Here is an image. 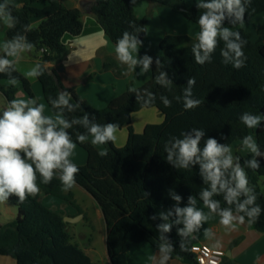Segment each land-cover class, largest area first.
I'll list each match as a JSON object with an SVG mask.
<instances>
[{"label":"trees","instance_id":"trees-1","mask_svg":"<svg viewBox=\"0 0 264 264\" xmlns=\"http://www.w3.org/2000/svg\"><path fill=\"white\" fill-rule=\"evenodd\" d=\"M157 6L168 7L196 23L199 10L195 1L188 6L185 0H150ZM3 0H0L2 3ZM13 15L17 18L16 27L7 29V38L23 34L34 44L33 50L39 54L40 63L46 65L62 58L67 51L63 37L67 34L79 36L84 28L82 14L78 8L69 9L59 0H8ZM40 5H43L42 7ZM98 22L112 42L124 31L132 32V25L141 29L138 38H146L145 20H140L134 11L131 0H98L93 10ZM264 13V0H252L245 14V21L234 30L241 33L247 42L244 53L246 66L237 70L230 64L221 63L220 48L213 54L212 62L199 65L191 53L194 38L188 35H167L160 42V55H151L153 60L166 61L163 71L173 80L172 91L155 83L156 65L151 66V79L139 87L152 91L157 99L152 106L142 107L136 102L135 95L129 89L110 102L104 109H96L87 101L80 99L72 91L73 102L81 101V109L67 114L81 116L85 112L96 117L100 124L115 122L119 129L128 130V139L124 147L118 148L109 142L105 144L106 156L89 142L79 144L87 152V162L78 166L76 184L90 193L100 206L107 227V248L112 264H128L129 252L137 244L155 245L158 233L156 226L163 223L159 218L151 220L154 213L171 208L174 201L168 196L173 189L181 195L182 205L187 203L189 195H198L202 181L198 167L191 170H176L165 159L164 144L170 136L188 131L191 128L205 129V137L216 138L221 143L231 146L240 143L245 135H252L264 151V123L257 128H247L239 119L241 113L252 112L264 116V23L257 28L259 40L254 43L245 29V24ZM40 20L38 26L33 22ZM32 25V31L25 32L23 26ZM2 22H0V26ZM230 26L231 25H227ZM222 47V44H221ZM44 50V51H42ZM105 70H116L118 76L125 74V68L116 60L108 57ZM29 96L35 97L30 82L20 72L13 73ZM195 77L194 98L202 101L201 105L185 110L183 103L173 99L182 96L187 78ZM46 101L63 91L57 78L47 69L39 77ZM7 77L0 74V92L9 100L16 98L17 86L4 85ZM160 95L172 100L171 107H165ZM50 106V105H49ZM157 109L165 118L162 124L148 125L142 134H137L132 125L134 114L145 109ZM84 130L76 126L70 130L75 140L76 131ZM226 137L227 139H222ZM203 146V142L201 144ZM241 162L250 158L242 157ZM261 167L258 170L246 169L250 184L255 186L257 203L264 208V192L260 182L264 178V158H257ZM74 188V187H73ZM73 188L62 190L58 178L51 183L40 184V192L35 197H28L23 203L15 196L10 199L18 208L15 220L0 226V256L12 257L17 264H94L85 251L74 241L69 233V223L64 221L65 214L52 211L45 206L41 194L52 195L77 208ZM145 192L150 195L145 197ZM86 220H90L85 215ZM253 229L264 233V213ZM173 226L167 235L176 248L172 259H180L186 264H198L192 252L193 240L187 244V250L179 248L180 238Z\"/></svg>","mask_w":264,"mask_h":264},{"label":"clouds","instance_id":"clouds-1","mask_svg":"<svg viewBox=\"0 0 264 264\" xmlns=\"http://www.w3.org/2000/svg\"><path fill=\"white\" fill-rule=\"evenodd\" d=\"M252 0H195L199 10L196 21L198 31L191 46V53L199 65L211 63L213 54L220 48L221 63L231 65L234 69L246 66L244 47L246 41L240 31L234 30L245 21ZM0 22L7 28L16 27L17 18L11 11L8 0L0 3ZM227 25H231L227 26ZM132 32L124 31L115 41L116 60L126 66L127 71L136 72L138 76L151 71L155 62V83L172 91L173 80L163 71L166 61L144 54L139 50L143 41L138 38L141 29L131 26ZM25 32L32 31V25L23 26ZM222 44V47H221ZM34 44L23 34H16L10 39L0 41V74L7 77L11 86L17 84L23 55L30 53ZM139 69L137 72L136 70ZM45 65L35 63L22 73L25 79H37L44 75ZM195 77L187 78L182 96H174L177 102L183 103L185 110L201 105L200 99L194 98ZM129 91L135 95L136 102L142 107L152 106L157 97L147 88L132 87ZM165 107H171L172 100L160 95ZM46 104L37 98L17 97L7 101L0 108V203L15 196L23 203L28 197H35L40 192V184L47 185L58 178L62 190L67 192L76 185V176L80 169L73 162L77 143L84 144L90 140L95 146L115 143L120 125L115 122L100 124L94 115L85 112L81 116L67 114L81 109V101L73 102L68 91H61L55 99L50 96ZM47 109V114H46ZM240 121L247 127L255 129L264 123V116L252 112H243ZM76 126L84 131L72 132ZM222 139H227L222 136ZM203 142V146H201ZM239 150L250 154V158L241 162L234 154L229 143H221L216 138L205 137V129L191 128L182 131L179 136L173 135L164 144L166 161L176 170H191L198 167L202 187L198 195H189L187 203L182 205V196L173 189L168 196L175 203L171 208L154 213L150 219L159 218L163 223L156 226V253L152 264H170L175 251L174 243L165 235L171 233L173 226L180 238L179 248L187 250V244L195 234L204 230L205 236L214 235L211 227L204 228L210 218L218 217L219 225L226 231H237L244 224H255L262 213L257 203L255 186L250 184L246 169L258 170L261 165L257 158H264V151L252 135H245L239 144ZM106 156V151L99 153ZM147 198L149 193L145 192ZM198 201L202 202V207ZM205 209L207 211H205ZM210 264H216L211 261Z\"/></svg>","mask_w":264,"mask_h":264},{"label":"crops","instance_id":"crops-1","mask_svg":"<svg viewBox=\"0 0 264 264\" xmlns=\"http://www.w3.org/2000/svg\"><path fill=\"white\" fill-rule=\"evenodd\" d=\"M65 7L69 9L78 8L80 0H59ZM136 16L140 20H145L147 35L143 41V45L139 50L140 56L147 54L160 55V42L167 35H179L178 30H172V24L175 23L182 25L186 30L182 35H190L195 39V35L198 31L197 28L191 27L190 21L179 12L171 11L168 7L157 6L150 0H131ZM190 5L192 0H185ZM97 2L92 3L88 6V9L93 12ZM41 7L43 5H40ZM264 13L258 15L251 21L257 22L258 18H261ZM264 18V17H263ZM82 22L84 25L83 31L79 36H72L67 34L63 37V43L67 46L66 53L61 59L54 63L46 65L47 71L54 75L63 91L71 93L74 91L77 96L87 101L96 109L106 108L112 100L122 95L128 88L129 85L139 88L146 84L152 76L151 71L144 75L138 76L136 72H129L126 66L125 74L118 76L116 70H105L104 65L108 57L115 58L114 46L110 37L106 34L102 26L97 20L95 14L82 15ZM166 22L168 24H166ZM250 22V21H249ZM40 20L33 22L34 26H38ZM264 23V22H263ZM258 21L255 24V29L263 24ZM7 26L2 23L0 26V41L7 39ZM252 39V38H251ZM117 61V60H116ZM40 63L39 54L32 50L30 53H25L23 58L18 65L20 73L22 74L33 64ZM137 72L139 69L136 70ZM28 80V79H27ZM31 84V89L34 93L35 98L39 102L46 104L47 101L44 97V91L42 84L37 79L28 80ZM8 85L7 82L2 83ZM15 86L18 87L17 97L31 98L29 94L24 90L20 83ZM2 96L1 106L4 107L7 104L8 99L0 92ZM142 112V111H140ZM136 113L132 117V125L137 134H142L144 130L135 128V123L140 122L142 118L152 115L153 121L148 119L143 123L145 129L148 125L162 124L165 120L164 116L157 113ZM47 114V109H46ZM142 114V115H139ZM126 133H123L122 130ZM117 139H120V147L124 143L126 144L128 139V130L126 128L120 129L117 133ZM90 143V140L88 141ZM116 146V142L114 143ZM239 144L235 143L232 145L235 155H241L245 157L250 155L247 152L239 150ZM79 146V145H78ZM117 147V146H116ZM124 147V146H123ZM119 148V147H118ZM99 152L106 151V147L103 145ZM78 153V151L75 150ZM80 164L77 163L73 158V162L77 165H83V156L80 153ZM86 160V158H85ZM83 188L79 185H75L73 192L75 194L78 205L84 210V213H79L77 208L70 203L59 199L52 195L41 194L42 202L45 206L55 212L64 213L65 216L76 217L83 214V218L75 223H69L68 231L73 236L74 241L78 243L80 237H84L83 234L79 233L77 224L85 221V215L89 217L88 223L94 228V236L91 237L87 247L82 248L85 253L90 257L94 264H112L111 258L107 248V227L104 220L103 212L93 198L90 195V200L94 202V208H90L85 200L80 199L75 193L76 190H82ZM11 204V203H10ZM199 206L202 207V202L198 201ZM15 205V203H13ZM7 211L0 213V226L7 224L15 220L18 216V208L7 205ZM205 211H207L205 209ZM211 227L214 235L212 237L205 236L204 230L195 234V238L192 239L194 244L204 243L212 248L220 249L225 252V257L222 264H264V233L253 229L249 224H244L239 227L237 231H226L222 226L219 225V218L212 217L209 222L204 225V228ZM98 242L102 246V249L98 248ZM156 247L149 243H141L133 246L129 252L128 264H152V257L156 253ZM0 264H17V261L12 257L0 256ZM170 264H186L180 259H172Z\"/></svg>","mask_w":264,"mask_h":264},{"label":"rangeland","instance_id":"rangeland-1","mask_svg":"<svg viewBox=\"0 0 264 264\" xmlns=\"http://www.w3.org/2000/svg\"><path fill=\"white\" fill-rule=\"evenodd\" d=\"M188 1V0H187ZM195 0H192L191 2V4L190 5H188V6H191L192 4H193V2H194ZM167 8V7H166ZM170 10H171V8H169ZM171 11H173V9L171 10ZM264 15V14H263ZM264 16H262L261 18H258V20H257V22H256V20L255 21H250V22H248V23H246L245 24V29H246V31L250 34V36H251V38H252V41L254 42V43H257L258 42V40H259V36H258V34H257V31H256V29H255V24H258V21H260V22H264V18H263ZM189 21V20H188ZM190 23H191V27H195V28H197L198 29V25L197 24H195V23H193V22H191L190 21ZM166 24H168L167 22H166ZM172 24V30H178V33H179V35H182V34H184V32H185V28L180 24V25H178V24H175V23H171ZM188 36H190V35H188ZM190 37H192V36H190ZM193 38V37H192ZM2 100V96L0 95V101ZM0 108H2V106H1V102H0ZM151 111H153V113H157V109H155V108H153V109H145V110H143L142 112H140V113H151ZM139 115H142V114H139ZM146 119H144V118H142V120H140V122H136L135 123V128H137V129H139V130H144V128L142 127L143 126V123L148 119L149 121H153V117H152V115H149L148 116V118H147V116L145 117ZM119 131H120V129H119ZM123 131V133H126V131L123 129L122 130ZM118 133V132H117ZM121 141H120V139H117L116 140V146L117 147H119V148H121L120 147V143ZM256 142H257V140H256ZM93 146H95V145H93ZM123 146H125V143H124V145H122V147ZM97 149H101L102 147H103V145H100V146H95ZM234 149L235 148H233V151H234ZM76 151H78V153L77 152H74V155H73V159L77 162V163H79L80 164V153L82 154V156H83V165H77V166H84L85 164H86V162H87V152L82 148V147H80V146H78L77 145V148H76ZM85 158H86V160H85ZM260 186H261V190L264 192V178H262V180H261V182H260ZM75 193L78 195V197H80V199H82V200H85L86 202H87V204L89 205V207L92 209V208H94V202H93V200H90V195L89 194H87V192L85 191V190H76L75 191ZM11 203V204H10ZM13 201L9 198V200L8 201H6V202H3V203H0V213H2V212H6L7 211V205H9L10 207H12V208H15V205H13ZM3 214V213H2ZM77 229L79 230V233H81V234H83L84 235V237L82 238V237H80L79 239H78V243L82 246V248H84V247H87V244L89 243V240H91V237H95L94 236V228H92L91 227V224L90 223H88L87 222V220L85 219V221L84 222H80L79 224H77ZM101 245H100V243L98 242V248L100 247ZM101 249H102V246L100 247Z\"/></svg>","mask_w":264,"mask_h":264},{"label":"built area","instance_id":"built-area-1","mask_svg":"<svg viewBox=\"0 0 264 264\" xmlns=\"http://www.w3.org/2000/svg\"><path fill=\"white\" fill-rule=\"evenodd\" d=\"M192 252L195 254L198 264H210L211 261H215L216 264H222L225 257L223 250L212 248L204 243L193 244Z\"/></svg>","mask_w":264,"mask_h":264},{"label":"water","instance_id":"water-1","mask_svg":"<svg viewBox=\"0 0 264 264\" xmlns=\"http://www.w3.org/2000/svg\"><path fill=\"white\" fill-rule=\"evenodd\" d=\"M19 1V0H16ZM98 0H80V3L78 5V9L80 10L81 14L83 16H85L86 14H94V12L90 11L88 9V6L91 5L92 3L97 2ZM71 94V93H70ZM72 96V94H71ZM83 218V214H80L79 216L76 217H70V216H65L64 217V221L66 223H75L77 221H79L80 219Z\"/></svg>","mask_w":264,"mask_h":264}]
</instances>
